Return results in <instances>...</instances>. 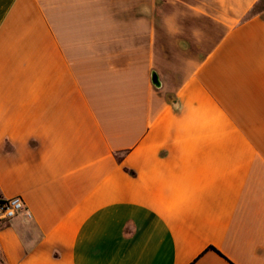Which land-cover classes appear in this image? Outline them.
Masks as SVG:
<instances>
[{
	"label": "crops",
	"instance_id": "obj_1",
	"mask_svg": "<svg viewBox=\"0 0 264 264\" xmlns=\"http://www.w3.org/2000/svg\"><path fill=\"white\" fill-rule=\"evenodd\" d=\"M256 3L0 0V191L32 214L0 220V264H264ZM204 17L215 45L165 89Z\"/></svg>",
	"mask_w": 264,
	"mask_h": 264
},
{
	"label": "rangeland",
	"instance_id": "obj_2",
	"mask_svg": "<svg viewBox=\"0 0 264 264\" xmlns=\"http://www.w3.org/2000/svg\"><path fill=\"white\" fill-rule=\"evenodd\" d=\"M187 10L188 9L185 8L184 5H182L181 8H178L176 11L178 15L179 14L181 15V18L176 17V21L178 22L180 21L182 24L186 22L188 24V22L185 21V19L190 17H184L185 12H187ZM216 11H217V6L214 5L213 3H209L208 13L216 14ZM252 14L254 15L262 14L264 16V0H257L256 6L252 10L251 15ZM192 21L195 30L200 32L201 34H197V35L188 34L189 36H180V35L178 36V38L189 37L193 39L192 43L191 44L188 43L187 47H182L185 49L187 48V50L181 49L179 47L180 42L178 41L177 42L178 50L176 53L172 51H168L167 57L162 55V63H163L162 65L167 66V70L161 72V77L163 78L165 83V89H170L171 85L173 86L174 84H176L179 78L178 74H180V72L182 73L184 69L185 63L183 61L187 59L189 55L192 56L193 58H196L197 55H203L206 53V51H209V49L215 45L222 30L220 25H218L220 23H218V21L215 19H206L204 17L202 19L192 20ZM189 30L193 31V29L191 28ZM189 48L190 50H188ZM185 52L189 54V55L187 54V57L185 56L186 55ZM166 62H170V63H166Z\"/></svg>",
	"mask_w": 264,
	"mask_h": 264
},
{
	"label": "built area",
	"instance_id": "obj_3",
	"mask_svg": "<svg viewBox=\"0 0 264 264\" xmlns=\"http://www.w3.org/2000/svg\"><path fill=\"white\" fill-rule=\"evenodd\" d=\"M23 212H26L28 218H32V214L28 211L21 197L18 196L5 200L0 205V220H11Z\"/></svg>",
	"mask_w": 264,
	"mask_h": 264
},
{
	"label": "water",
	"instance_id": "obj_4",
	"mask_svg": "<svg viewBox=\"0 0 264 264\" xmlns=\"http://www.w3.org/2000/svg\"><path fill=\"white\" fill-rule=\"evenodd\" d=\"M152 83H153V85H154L156 88H161V87H162V81H161L160 76H159V74H158L157 71H153V72H152ZM167 98H168V100H169L170 102H172L173 104L176 105V100L173 99L172 94H169V95L167 96Z\"/></svg>",
	"mask_w": 264,
	"mask_h": 264
},
{
	"label": "trees",
	"instance_id": "obj_5",
	"mask_svg": "<svg viewBox=\"0 0 264 264\" xmlns=\"http://www.w3.org/2000/svg\"><path fill=\"white\" fill-rule=\"evenodd\" d=\"M5 202V199L3 198L1 191H0V205ZM219 252V251H218ZM220 253V252H219ZM221 254V253H220Z\"/></svg>",
	"mask_w": 264,
	"mask_h": 264
}]
</instances>
